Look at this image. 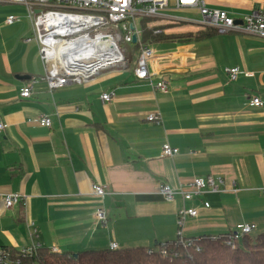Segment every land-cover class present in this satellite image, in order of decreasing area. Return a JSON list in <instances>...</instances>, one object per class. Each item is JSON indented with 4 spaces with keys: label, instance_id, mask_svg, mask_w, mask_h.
Segmentation results:
<instances>
[{
    "label": "crops",
    "instance_id": "1",
    "mask_svg": "<svg viewBox=\"0 0 264 264\" xmlns=\"http://www.w3.org/2000/svg\"><path fill=\"white\" fill-rule=\"evenodd\" d=\"M203 1L236 18L264 9V0ZM166 12L159 17L171 23L166 33L183 37L151 45L150 78L117 64L81 84L51 88L37 43L25 40L33 33L27 6L0 0V121L7 124L0 134V248L78 252L117 242L161 249L178 236L232 233L240 223L264 230V104H250L253 96L264 102V39L203 27L195 8ZM9 15L18 20L7 24ZM205 28L211 34L197 38ZM231 67L240 69L235 80ZM160 80L166 93L153 90L151 81ZM25 84L30 97L20 94ZM105 92L111 100L102 99ZM155 113L159 123L148 120ZM42 116L50 127H39ZM166 143L178 153L163 157ZM208 175L222 178L221 191L174 200L158 191L163 182L187 187ZM95 183L110 193L98 198ZM7 193L22 202L6 208ZM100 205L105 222L95 219ZM183 207L198 215L180 227Z\"/></svg>",
    "mask_w": 264,
    "mask_h": 264
},
{
    "label": "built area",
    "instance_id": "2",
    "mask_svg": "<svg viewBox=\"0 0 264 264\" xmlns=\"http://www.w3.org/2000/svg\"><path fill=\"white\" fill-rule=\"evenodd\" d=\"M21 3L27 6L28 16L32 21V35L25 38L27 42L35 41L39 48V55L46 66L47 80L51 88L66 84L89 80L104 66L121 64L125 60L124 50L119 46L118 40L126 43L133 42V35L140 41V29L137 19L143 17H161L168 10L195 8L200 12L198 24L203 27L216 29L220 33L230 30H242L253 36L264 39V9H254L241 18L232 16L227 10L208 7L203 0H2ZM166 12V13H165ZM175 20L180 18L173 16ZM17 17L9 15L7 24H13ZM240 20L241 23L236 22ZM114 31H117L114 33ZM110 55H107L109 54ZM105 56V57H104ZM153 56L151 46H142L136 60L135 75L140 79L150 78L149 60ZM231 80L237 79L240 73L238 67L227 68ZM249 76L252 73H247ZM155 92L166 93L168 84L166 80L152 83ZM21 96H31V85L25 84L21 88ZM112 92L102 94V99L109 101ZM252 106H261L263 100L253 96L250 100ZM159 113L150 114L148 120L159 123ZM39 127L48 128L52 121L48 116H42L37 121ZM7 128V124L0 121V134ZM166 143L162 147L163 157H172L178 153ZM222 178L212 175L196 176L188 186L179 185L174 188L170 184L161 183L159 193L167 200H174L180 195L183 198L194 197L205 192L221 191ZM93 193L103 199L110 193L106 184L95 183ZM6 208L18 206L23 197L18 193H7L2 196ZM205 206L210 203L205 201ZM178 225L181 227L189 216H197L198 210L193 207H183L178 211ZM98 222H105L106 211L98 206L94 211ZM257 228L254 223H240L236 226L226 242L235 246L245 235L252 234ZM39 245L32 244L20 249L21 254L28 255L36 252ZM110 249L119 248L117 242H111ZM54 251H57L53 249ZM166 254V249L162 248ZM0 264H21L19 259H10L4 256L0 248Z\"/></svg>",
    "mask_w": 264,
    "mask_h": 264
},
{
    "label": "trees",
    "instance_id": "3",
    "mask_svg": "<svg viewBox=\"0 0 264 264\" xmlns=\"http://www.w3.org/2000/svg\"><path fill=\"white\" fill-rule=\"evenodd\" d=\"M154 20L151 17L139 19L140 41L129 43L133 48L129 52L124 51L125 60L119 65L133 70L142 46L183 37L166 33L171 23L155 25ZM210 34L208 28L199 32L197 38ZM230 235L231 232L178 236L164 244L162 248L166 249V254L162 248L151 249L143 245L78 252L54 251L46 246H38L35 253L28 255L21 254L20 249L12 246L1 249L4 256L19 259L21 264H264V230L255 235L245 234L235 246L226 242Z\"/></svg>",
    "mask_w": 264,
    "mask_h": 264
},
{
    "label": "rangeland",
    "instance_id": "4",
    "mask_svg": "<svg viewBox=\"0 0 264 264\" xmlns=\"http://www.w3.org/2000/svg\"><path fill=\"white\" fill-rule=\"evenodd\" d=\"M139 19H140V18L137 19V24L139 23V22H138ZM154 19H155V20H154L153 23H154L155 25L166 24V22H163V21H162V22H163V23H162V22L160 21L161 19H160L159 17H154ZM160 22H161V23H160ZM138 25H139V24H138ZM116 32H117V31H114V33H116ZM118 43H119V46L121 47V49L124 50L125 52H129V51H131V49L133 48V46H131V44L124 42V40H122V39H121V40H118ZM127 71H128V70H127ZM124 73H125V74H130L129 71H128V72H124ZM258 233H259V232H258L257 230H255V232H252V234H254V235H255V234H258ZM155 247H159V246H155Z\"/></svg>",
    "mask_w": 264,
    "mask_h": 264
},
{
    "label": "water",
    "instance_id": "5",
    "mask_svg": "<svg viewBox=\"0 0 264 264\" xmlns=\"http://www.w3.org/2000/svg\"><path fill=\"white\" fill-rule=\"evenodd\" d=\"M236 22L241 23L240 20H236ZM136 42H137V35L134 34L133 35V43H136ZM114 66H117V64H112V65L104 66L97 73H95L92 77H94L95 75H97L100 71L105 70V69H109V68L114 67ZM125 68H127V66H125Z\"/></svg>",
    "mask_w": 264,
    "mask_h": 264
},
{
    "label": "bare ground",
    "instance_id": "6",
    "mask_svg": "<svg viewBox=\"0 0 264 264\" xmlns=\"http://www.w3.org/2000/svg\"><path fill=\"white\" fill-rule=\"evenodd\" d=\"M107 55H110V53L109 54H107ZM105 57V56H104Z\"/></svg>",
    "mask_w": 264,
    "mask_h": 264
}]
</instances>
